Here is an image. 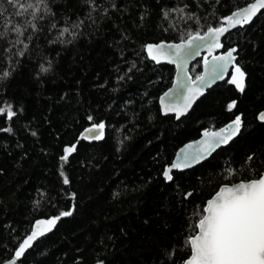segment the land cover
<instances>
[{"label":"trees","instance_id":"trees-1","mask_svg":"<svg viewBox=\"0 0 264 264\" xmlns=\"http://www.w3.org/2000/svg\"><path fill=\"white\" fill-rule=\"evenodd\" d=\"M253 1L48 0L55 15L34 21L39 31L25 25L20 39L28 48L20 57L15 53L23 45H13L17 37L5 21L24 25L31 17L14 15L0 0V31L7 33L0 38V73H11L0 79V107L10 104L16 112L11 121L0 115V128H12L0 132V264L37 220L69 210L17 264H181L187 258L184 240L207 200L221 186L264 172V124L256 119L264 111V11L222 40L223 51L237 48L245 91L226 80L179 121L162 116L158 105L175 69L150 61L145 46L203 35ZM78 21L72 43H51L58 35L53 22L63 28ZM200 73L198 60L190 74ZM238 115L244 127L237 139L166 183L164 169L183 145ZM99 122L105 123L101 141H78ZM73 144L76 150L62 161Z\"/></svg>","mask_w":264,"mask_h":264},{"label":"snow or ice","instance_id":"snow-or-ice-1","mask_svg":"<svg viewBox=\"0 0 264 264\" xmlns=\"http://www.w3.org/2000/svg\"><path fill=\"white\" fill-rule=\"evenodd\" d=\"M7 4L14 9L16 16H30V20H25L24 25L13 24L12 21H5V28L7 32H14L17 39L12 42L22 44L24 50H18L16 55L23 57L28 44L20 39L27 30L25 25L31 27L33 31H39L38 26L34 21L42 20L46 15L54 16L49 7L48 0H6ZM92 2V0H89ZM264 9V0H255L254 3L248 4L244 9L233 12L230 16L224 18L227 21V27L221 25L220 27H208L207 32L201 36L199 32L190 34L187 42L180 44H148L145 46L149 57L152 60L158 61V56L165 48L170 53V63H176L177 68H181V62L186 56L196 55L199 49L205 45L211 47H222L220 44V37L229 31L230 28H235L238 25L243 26L249 24L258 12ZM181 12L183 9L180 10ZM168 13L165 12V16ZM3 13L0 12V17ZM83 21L72 23V25L58 28V25L53 22L51 29H57L58 35L51 43H72L79 33L76 29L80 28ZM10 25V27H9ZM7 33L0 31V38H3ZM29 39H31L29 37ZM174 50V51H172ZM236 48L228 50L224 55L214 56L211 64V69L208 72V79L204 76H198L196 79L200 81L204 87L208 86L216 79L223 78L226 69L229 65L233 66L231 79L228 83L235 85L236 89L243 93L245 91L246 72L239 64H236L237 59L234 53ZM208 60L205 58V65H208ZM50 68L41 65L40 71L47 72ZM10 72L5 70L0 73V79L10 76ZM123 77H121L122 79ZM183 87V86H182ZM191 95L184 97V104L175 108L177 118L183 114V110L190 107L197 94H202V88L189 89ZM167 96L168 94L165 93ZM236 106L233 101L228 105L231 110ZM0 115H6L7 121H11L16 112L12 110V105L0 107ZM92 120V117H89ZM259 120L264 122V112L259 114ZM244 122L241 116H236L235 119L223 128L218 133H213L210 140L206 141L207 147L203 150L205 155L197 152L193 156L184 154V167H191L195 163H199L206 155H210L212 151L223 144H227L235 137L242 133ZM105 123H93L91 127L85 129V133L81 134V139L102 140L104 138ZM0 132L11 133V127H2ZM36 135L35 132L32 133ZM207 136L208 134L205 133ZM76 150V145L66 146L64 148V155L61 160L67 162L69 156ZM249 160L252 157L248 158ZM180 164L173 163L171 167L163 172V176L167 181H172L173 176L170 174L172 169L180 168ZM64 177V184L69 183V179ZM191 196L187 193L185 198ZM73 212L62 211L58 216L49 218L47 220H37L31 230V234L19 244L15 251L16 259H13L9 264H16V261L22 257L25 252L33 247V242L38 238L51 232L56 223L62 217L71 216ZM199 219L193 226V234L186 236L184 240V247L188 250V256L181 261V264H264V172H261L257 178L251 180H242L239 183L231 186L224 185L216 191L215 195L208 199L206 206L202 213H199ZM166 255L171 258L172 252H167ZM100 264H103L101 261ZM163 264V262H162Z\"/></svg>","mask_w":264,"mask_h":264},{"label":"water","instance_id":"water-1","mask_svg":"<svg viewBox=\"0 0 264 264\" xmlns=\"http://www.w3.org/2000/svg\"><path fill=\"white\" fill-rule=\"evenodd\" d=\"M255 0L251 3H254ZM248 5L238 9V10H241V9H244L246 8ZM236 10V11H238ZM264 11V9H261L257 16L253 18V20L249 23V24H245L243 26H240L238 25L237 27L235 28H230L228 32L224 33L221 37H220V44L222 45V40L225 38V36L227 34H229L230 32L234 31V30H237V29H242L246 26H249L251 25L255 19ZM235 12V11H234ZM232 14V13H231ZM230 14V15H231ZM228 15V16H230ZM227 17V16H226ZM225 18V17H224ZM223 19H221V25H223L224 27H227V21H225ZM220 25V26H221ZM219 26V27H220ZM204 35V34H203ZM201 35V36H203ZM188 40V39H187ZM187 40L183 41V42H187ZM181 42H178V43H166V42H159L157 44H164V45H169V44H180ZM148 45V44H147ZM236 48V47H234ZM232 49V48H230ZM228 49V50H230ZM237 49V48H236ZM228 50L226 51H223V45L222 47H211L209 48L207 45L201 47L199 49V52L198 54L192 56V55H189V56H186L184 58V60L181 62V68L178 69L177 68V64L176 63H170L169 62V59H170V53H169V50L167 48H165L163 50V52L161 54H159L158 56V61H155V60H152L149 55H148V52L145 48V53H146V56L147 58L152 61L154 64L156 65H169V66H172L174 67L175 69V74H174V78H173V82L171 84V86L169 87L168 90H166L158 99V105H159V108H160V112L162 114V116L164 117H167V116H172L174 117L175 121H179L180 119L186 117L190 111L193 109V107L195 106V104L200 100L202 99L209 90H211L212 88H214L216 85L226 81V80H229L231 79V76H232V72H233V66L232 65H229V67L226 69L225 73H224V76L223 78H220V79H216L214 80L213 82H211L208 86L204 87L203 85H201L200 81H198L196 78H193L190 74V68L191 66L198 60H200L201 62V73L199 76H204L205 79L207 80L208 79V72L210 71L211 69V64L213 62V57L214 56H221V55H224ZM174 51V50H172ZM236 53H234V55H236ZM237 57V56H236ZM205 58H207L208 60V65H205ZM235 63L237 64V59L235 61ZM233 85V84H231ZM183 86V87H182ZM235 86V85H233ZM196 88H202V94H197L194 101L192 102L191 106L186 108L185 110H183V114L179 116V118H177V112L173 109L175 108H178L180 106H182L184 104V97L185 96H188V95H191L189 89H196ZM165 93H167L168 95L166 96ZM264 112V111H263ZM261 113V112H260ZM259 113V114H260ZM259 114L257 115L256 119L259 123H262L264 124V122H261L259 120ZM235 119V118H234ZM233 119V120H234ZM232 120V121H233ZM231 121V122H232ZM231 122L227 123L225 126L219 128V129H216V130H204L201 132L200 134V137L195 140V141H191V142H188L186 143L185 145H183L175 154L170 166L166 167L165 169L171 167V165L173 163H176V164H180L181 167L180 168H174L172 169L171 171V175L173 173H184V172H187L189 170H192L193 168L203 164L204 162H206L207 160H209L211 158V156L213 154H215L217 151H219L220 149H223V148H226L228 147L235 139H237V137H235L233 140L229 141L227 144H223L221 145L220 147L216 148L215 151H212L210 155H206L204 159H201V161L199 163H195L193 164L191 167H184L183 164H184V154L187 153L190 157L195 155L197 152H200L202 155H205L204 153V149L207 147L206 145V141L210 140V138L212 137V134L213 133H218L220 132L221 129L223 128H226L227 125H229ZM89 128V127H88ZM87 129V128H86ZM104 132H105V129H104ZM82 133H85V130L82 132ZM81 133V134H82ZM205 133H207L208 135L206 136ZM81 134L78 138V141H84V142H87V143H95V142H99L101 140H92V139H88V140H85V139H81ZM86 134V133H85ZM164 169V170H165ZM164 178V176H163ZM164 180L166 181V183H171L172 181H167L165 178ZM228 186H231V185H228ZM222 187V186H221ZM219 190V189H218ZM215 195V194H214ZM206 206V204H205ZM35 225V224H34ZM48 232H46L47 234ZM31 234V232H30ZM29 234V235H30ZM45 234V235H46ZM44 235V236H45ZM43 237V236H42ZM42 237H38L34 242H33V245L36 243V241H38L40 238ZM27 237H25L24 239H26ZM23 239V240H24ZM23 242V241H22ZM21 242V243H22ZM18 248V247H17ZM16 248V249H17ZM32 248V247H31ZM30 248V249H31ZM15 249V251H16ZM28 249L25 254L30 250ZM15 251L13 253V256L11 257V259L3 262L2 264H9L10 261H12L13 259H16L15 257ZM24 254V255H25ZM24 255L22 257H20L17 261H16V264L19 263L20 260L23 259ZM100 264V263H98Z\"/></svg>","mask_w":264,"mask_h":264}]
</instances>
